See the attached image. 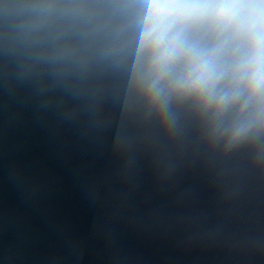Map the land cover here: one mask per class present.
<instances>
[{
	"label": "water",
	"instance_id": "1",
	"mask_svg": "<svg viewBox=\"0 0 264 264\" xmlns=\"http://www.w3.org/2000/svg\"><path fill=\"white\" fill-rule=\"evenodd\" d=\"M172 2L0 0V229L195 98L154 101L171 19L154 5ZM187 38L217 39L206 26Z\"/></svg>",
	"mask_w": 264,
	"mask_h": 264
},
{
	"label": "clouds",
	"instance_id": "2",
	"mask_svg": "<svg viewBox=\"0 0 264 264\" xmlns=\"http://www.w3.org/2000/svg\"><path fill=\"white\" fill-rule=\"evenodd\" d=\"M154 7L171 12L170 34L157 56L154 101L163 109L171 93L195 96L215 120L235 108L229 144L264 136V0H176ZM194 26L212 30L216 42L205 48L190 41ZM178 63L183 70L166 92L160 82Z\"/></svg>",
	"mask_w": 264,
	"mask_h": 264
}]
</instances>
